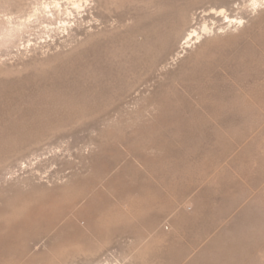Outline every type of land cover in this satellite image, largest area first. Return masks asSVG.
Segmentation results:
<instances>
[{
  "label": "rangeland",
  "instance_id": "rangeland-1",
  "mask_svg": "<svg viewBox=\"0 0 264 264\" xmlns=\"http://www.w3.org/2000/svg\"><path fill=\"white\" fill-rule=\"evenodd\" d=\"M43 1L0 0V264H264V0Z\"/></svg>",
  "mask_w": 264,
  "mask_h": 264
},
{
  "label": "bare ground",
  "instance_id": "bare-ground-1",
  "mask_svg": "<svg viewBox=\"0 0 264 264\" xmlns=\"http://www.w3.org/2000/svg\"><path fill=\"white\" fill-rule=\"evenodd\" d=\"M92 1L93 0H69L68 2H66V5H65V7H63V9L61 8V6L64 3L63 0H61V1L60 0H50V1L44 0L41 3V5L43 8H47L48 6H52V8L55 12H62V14L60 16L58 15L59 20L57 22V24H58L57 29H60L62 31H66L67 29H71L70 28V25H72L71 21H73L74 18L81 17L87 12L91 13L90 10L92 8ZM259 1L260 0H252L254 5L259 4L258 3ZM206 11H208V12H206ZM224 11H225L224 8H222L220 10H215L213 8L211 10L208 9V10L200 11L199 13H196L194 16H192V18L189 21L190 30L188 32H186L178 40L177 47L173 51V53H172L173 55L171 54L172 58L174 59V57H176V58L179 57L181 52L185 51L187 48H190L193 44L200 42L203 38H205L211 34V32H210L211 30L206 25H204L200 31L195 29V24L197 23V20H199V18H202L205 20L208 17L219 16V15L223 14ZM226 18H228V16H226ZM97 21L104 23V21L101 20L100 18L95 19V22H97ZM225 22H226L225 23L226 26L229 27V26H236V25L241 24L242 20H241V18L233 16V17L229 18L228 20H225ZM50 23H52V22H50ZM54 23H56V22H54ZM89 27H90V25H89ZM90 29H92V27L87 28L88 32H86V33H88V34L91 33V32H89ZM26 48H27V46H26ZM132 54L133 53H131V55ZM226 257H227V255H226Z\"/></svg>",
  "mask_w": 264,
  "mask_h": 264
}]
</instances>
